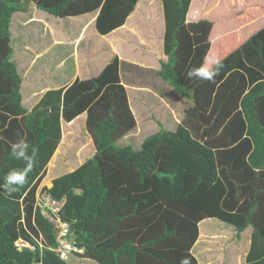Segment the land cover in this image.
<instances>
[{
    "label": "trees",
    "instance_id": "trees-1",
    "mask_svg": "<svg viewBox=\"0 0 264 264\" xmlns=\"http://www.w3.org/2000/svg\"><path fill=\"white\" fill-rule=\"evenodd\" d=\"M30 1L58 17L77 13L69 9L71 0ZM161 1L167 61L157 75L192 104L173 131L162 128L133 149L116 144L136 126L116 57L97 77L45 92L20 125L24 110L14 100L21 79L10 59L9 23L24 2L0 0V108L14 116L5 129L7 115L0 113V184L11 170L25 167L10 155V143L26 137L38 149L24 187L11 197L0 194V264H74L76 254L99 264H180L184 257L197 264L190 249L198 224L208 218L231 225L237 239L251 227L245 262L264 264V91L247 93L264 80V27L221 59L214 83L189 79V70L203 65L209 52L212 22L186 21L191 0ZM136 2L87 0L82 12L100 8L95 26L107 34L124 24ZM244 107L262 137L258 150ZM82 113L94 155L44 187L65 200L68 238L83 250L62 259L56 231L35 206V190L61 140V118ZM18 239L33 248L17 245Z\"/></svg>",
    "mask_w": 264,
    "mask_h": 264
},
{
    "label": "crops",
    "instance_id": "crops-1",
    "mask_svg": "<svg viewBox=\"0 0 264 264\" xmlns=\"http://www.w3.org/2000/svg\"><path fill=\"white\" fill-rule=\"evenodd\" d=\"M22 1L24 9L14 12L9 23L10 59L21 79L19 97L14 100L24 110L17 116L20 125L25 116L40 104L45 92L59 88L65 91L75 80L97 77L115 57L119 61V80L136 121L135 128L119 138L118 143L123 140L124 144H132L136 149L148 135L162 128L173 131L181 122L182 114L191 106L192 100L157 75L161 61H167L163 52L165 17L161 0H137L124 24L107 34H100L95 26L100 8L82 12L87 0H69L70 11L77 13L64 17L39 9L34 1ZM200 19L212 22L210 48L203 63L211 68L214 65L206 64V59L221 60L264 27V0H191L186 21L197 22ZM228 22L230 25L225 26ZM261 91H264V80L247 89L249 94ZM244 110L242 114L255 132L254 143L258 150L262 137L256 135L251 119L246 118L245 107ZM0 113L7 115L5 129H9L13 114L2 108ZM86 117V113H82L71 121L61 118V140L44 175L47 186H51L55 177L75 170L83 162V149L94 154L93 140L83 127ZM59 165L61 167L58 168ZM62 167V172H57ZM246 230L248 234L243 239V252L235 251L229 258L223 251L224 264H246L252 229L248 227ZM232 234L239 241L235 231ZM200 237L201 232L190 249L195 259ZM74 256V264H99L81 254ZM196 260L197 264L205 262L203 258Z\"/></svg>",
    "mask_w": 264,
    "mask_h": 264
},
{
    "label": "rangeland",
    "instance_id": "rangeland-1",
    "mask_svg": "<svg viewBox=\"0 0 264 264\" xmlns=\"http://www.w3.org/2000/svg\"><path fill=\"white\" fill-rule=\"evenodd\" d=\"M224 25L225 26L230 25V23L228 22V23H225ZM26 41L27 40H25V42ZM119 141L121 143H118V140H117L116 144L117 145L120 144V146H123L124 141L123 140H119ZM138 148L139 147H137L136 149ZM82 151H83L82 159L84 160L93 154V152H89V150L87 149H83ZM57 167L59 168L61 166L59 165ZM62 170H63V167L60 169V171H57V172H62ZM45 184H46V181H45V178L43 177L40 185H45ZM199 226L201 227V231H200L201 237H200L198 245L195 248V253H196V257L198 258V260H202V258L203 260H205V262H203L204 264H207L208 262L207 260L210 261V264H224L223 256H222L223 251L228 253L229 258L234 255L235 251H238L241 253L243 252L242 243H243V239H245L248 234L247 230L246 231L244 230L241 235V238H239V241H236V239L233 237L234 234H232L234 229L231 228V225H228L218 219L208 218V219L201 221L200 224H198L197 240L199 238V233H200ZM221 233L222 234L226 233V234H224V236L223 235L220 236ZM199 263L202 264V261H200Z\"/></svg>",
    "mask_w": 264,
    "mask_h": 264
},
{
    "label": "clouds",
    "instance_id": "clouds-1",
    "mask_svg": "<svg viewBox=\"0 0 264 264\" xmlns=\"http://www.w3.org/2000/svg\"><path fill=\"white\" fill-rule=\"evenodd\" d=\"M206 64H212L214 68L201 65L199 68L189 70L187 76L189 79L195 77L200 80L208 82H215V77L218 75V69L223 67V61L218 58L206 59ZM10 155L20 161H24L25 167L23 169H13L4 178V182L0 184V189H3V194L11 197L13 193L23 188L28 181V175L32 171L38 155V149L31 146L26 137H21L14 143H10ZM45 187L47 184L44 185ZM81 250L80 252H82ZM180 264H191L188 257L181 259Z\"/></svg>",
    "mask_w": 264,
    "mask_h": 264
},
{
    "label": "built area",
    "instance_id": "built-area-1",
    "mask_svg": "<svg viewBox=\"0 0 264 264\" xmlns=\"http://www.w3.org/2000/svg\"><path fill=\"white\" fill-rule=\"evenodd\" d=\"M44 187V185L40 184L37 186L34 203L35 206L39 207L42 215L50 222L56 231V238L60 244L58 248L59 256L65 259L68 253H72L73 251L80 252L81 250L68 238V235L71 233L70 225L68 222L64 221L61 216V209L65 200L52 197ZM16 244L33 248L27 242L22 241V239L17 240ZM40 246H42L41 243Z\"/></svg>",
    "mask_w": 264,
    "mask_h": 264
}]
</instances>
